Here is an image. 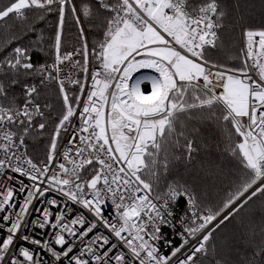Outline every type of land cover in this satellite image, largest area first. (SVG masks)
Here are the masks:
<instances>
[{"label":"snow or ice","instance_id":"obj_1","mask_svg":"<svg viewBox=\"0 0 264 264\" xmlns=\"http://www.w3.org/2000/svg\"><path fill=\"white\" fill-rule=\"evenodd\" d=\"M246 10L0 4L5 31L28 25L0 47V264H264V13Z\"/></svg>","mask_w":264,"mask_h":264},{"label":"trees","instance_id":"obj_2","mask_svg":"<svg viewBox=\"0 0 264 264\" xmlns=\"http://www.w3.org/2000/svg\"><path fill=\"white\" fill-rule=\"evenodd\" d=\"M244 2L247 4V10L246 15L249 16L253 21L256 23H259L261 14L264 13V5H262L261 0H244ZM7 3V0H0V4ZM34 14L30 13V18ZM11 24V22H9ZM51 22H49L50 24ZM28 25H21L16 24L14 27L10 28L8 31H5L2 27H0V47H3L6 45V42L11 39V35L13 32H15L16 35H21L25 28ZM86 27V26H85ZM32 35V38L34 39V34ZM70 35L75 38L76 33L73 31L70 33ZM237 39L240 38V32L237 30L236 33ZM71 43V42H70ZM46 53H42L39 51H34L32 53L33 63H44L45 62ZM38 83V79L36 81ZM54 97V94H53ZM47 134L45 133L43 136L34 134L32 137L27 138L28 143V152L32 155H43V150L45 148V139ZM217 137H219V132L217 130H210L207 138V147L205 148L206 151H211L217 155L218 160L223 159V152H224V144L223 143H217ZM202 148L205 146L202 144ZM257 214L259 215L261 211V204L259 201L256 202L254 205Z\"/></svg>","mask_w":264,"mask_h":264},{"label":"built area","instance_id":"obj_3","mask_svg":"<svg viewBox=\"0 0 264 264\" xmlns=\"http://www.w3.org/2000/svg\"><path fill=\"white\" fill-rule=\"evenodd\" d=\"M145 87H150V85H148L147 83H145V84L142 85V88H145Z\"/></svg>","mask_w":264,"mask_h":264}]
</instances>
